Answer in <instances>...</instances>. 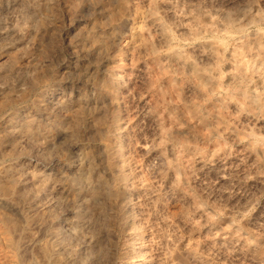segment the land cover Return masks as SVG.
I'll return each instance as SVG.
<instances>
[{
  "label": "clouds",
  "instance_id": "obj_1",
  "mask_svg": "<svg viewBox=\"0 0 264 264\" xmlns=\"http://www.w3.org/2000/svg\"><path fill=\"white\" fill-rule=\"evenodd\" d=\"M0 264H264V0H0Z\"/></svg>",
  "mask_w": 264,
  "mask_h": 264
}]
</instances>
